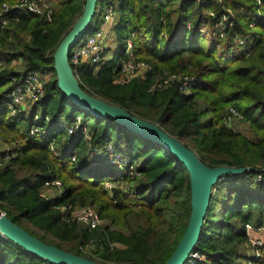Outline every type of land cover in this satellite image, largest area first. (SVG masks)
I'll list each match as a JSON object with an SVG mask.
<instances>
[{"label": "trees", "instance_id": "16d2710c", "mask_svg": "<svg viewBox=\"0 0 264 264\" xmlns=\"http://www.w3.org/2000/svg\"><path fill=\"white\" fill-rule=\"evenodd\" d=\"M83 3L61 0L47 20L46 13L0 14V107L12 81L31 71L46 76L44 94L32 108L39 120L34 113L25 118L0 110V132L12 136L4 139L10 142L8 151L0 153V212L27 235L59 250L52 241L77 238L83 258L96 264H163L188 223L189 173L162 146L111 117L89 115L59 91L53 54ZM106 5L117 16L111 28L116 48L96 66L73 69L80 90L156 126L209 169L264 167V0H96L91 22L100 21ZM222 16L226 20L217 28ZM128 58L151 69L119 84V65ZM17 59L20 72L9 66ZM183 76L194 80L188 94L178 89ZM230 110L239 118L233 119ZM76 117L88 140L80 131L67 135L58 124H71ZM232 120L245 124L250 136L234 131ZM34 128L38 133H31ZM106 142L116 150L123 147L138 173L132 180L89 166L87 150ZM253 177L251 172L211 186L193 247L205 264L248 260L245 226L256 229L264 222V178L254 184ZM48 179L61 183L56 201L41 196ZM104 182L122 184L108 193ZM126 188L134 200L125 196ZM62 205L91 208L103 223L95 230L80 228L52 208ZM0 264L51 263L0 238ZM251 264H264V244Z\"/></svg>", "mask_w": 264, "mask_h": 264}, {"label": "water", "instance_id": "95a60500", "mask_svg": "<svg viewBox=\"0 0 264 264\" xmlns=\"http://www.w3.org/2000/svg\"><path fill=\"white\" fill-rule=\"evenodd\" d=\"M95 1L96 0H84L81 15L75 19L54 51L52 59L57 87L59 91L80 110L87 112L93 117H111L127 131L162 146L185 166L190 178V216L183 236L179 240L171 256L163 263L183 264L187 255L193 250L196 242L202 218L206 210L211 186L217 182L222 175H238L249 171L243 168L209 169L198 161L194 153L156 126L132 117L120 107L90 97L80 90L73 76V72L67 64V56L70 48L83 37L86 28L88 31L89 27L94 22H91V19L95 13ZM249 170L250 172L253 171L252 169ZM0 235L4 237L6 241L19 247L23 251L31 253L37 258L46 260L51 264H96L46 245L36 238L27 235L7 220L1 212Z\"/></svg>", "mask_w": 264, "mask_h": 264}, {"label": "built area", "instance_id": "2783aa9c", "mask_svg": "<svg viewBox=\"0 0 264 264\" xmlns=\"http://www.w3.org/2000/svg\"><path fill=\"white\" fill-rule=\"evenodd\" d=\"M103 1V0H100ZM17 5L20 8H23L22 11L33 14V15H44L46 13V20L49 19V9H42L40 8L37 0H18ZM8 10V7L2 5L1 11L5 13ZM115 12L113 11L111 6L106 5L104 6L101 19L100 21L93 22L89 27L88 31L83 35V37L73 45L67 56V64L70 67L71 71L76 69L81 64H87L89 66H96L101 63L102 60V52H103V45H104V38L106 34V30H110L115 21ZM226 18L224 16L221 17V20L217 24V28H221L222 22H225ZM96 21V20H95ZM230 26V24H228ZM96 27V28H95ZM95 28V29H94ZM219 38H222V33L218 34ZM235 41L238 46L242 45V41L235 38ZM129 42L127 41V48H129ZM84 62V63H82ZM2 63L0 61V67ZM150 65L141 60H134L128 58L123 60L119 65V71L117 75L116 82L119 84H125L128 81L137 77L139 72L149 71ZM37 72H27L20 78V81L16 84L10 83L8 93L5 95L6 99L4 103L0 107V110L6 111L10 116H13L17 113H20L21 107L26 104H34L36 103L44 94V86L43 81H41L37 74ZM166 83V81L164 82ZM194 83L193 78L188 76L181 77L179 82V91L184 94H188L192 84ZM231 117L233 119H238L239 117L236 113L232 110L229 111ZM238 121V120H237ZM230 124V121H228ZM67 135H73L76 132L80 131L83 135L85 140H88V134L86 131L81 128V123L79 117H76L74 121L64 127ZM32 134L38 133V129L34 128L31 131ZM88 137V138H87ZM1 142V137H0ZM4 144V143H3ZM114 148V147H113ZM109 143H106V146L103 149V157H106L107 163L109 167H111L115 172L119 173L118 175L132 180L134 176H137L136 170L134 166L131 164L130 160L124 156V153L113 149ZM50 152L54 155L53 147H49ZM6 149L4 152H7ZM7 154L5 158H7ZM75 159V155L70 156L71 162ZM249 172L243 174H250L254 172V177L252 179L253 183H260L261 180L264 178V167L260 169H256L251 171L248 168H243ZM238 175L226 174L222 175L218 180V182H230L234 179H237ZM122 183H119V185ZM44 188H55L58 189L59 181L54 179H48L44 182ZM115 183L112 182H104L103 189L110 193L112 189L116 188ZM124 194L131 200H134L133 193H131L130 189H124ZM41 196H43L41 194ZM53 209L59 211L61 214L67 215L69 220L85 227L87 230H95L98 229L102 225V221L100 220L97 213L92 210L91 208H71L70 206H57L52 207ZM258 233V236H250L249 233ZM262 235L264 236V227L251 229L248 225L245 226V236L247 238L248 247L250 249V261H247L246 264H251L253 259L259 256V250L264 244V237L262 239ZM0 238L6 240L4 237L0 235ZM204 256L192 250L188 255L183 264H198L200 261H203Z\"/></svg>", "mask_w": 264, "mask_h": 264}, {"label": "rangeland", "instance_id": "374dc122", "mask_svg": "<svg viewBox=\"0 0 264 264\" xmlns=\"http://www.w3.org/2000/svg\"><path fill=\"white\" fill-rule=\"evenodd\" d=\"M6 1H8V2H6ZM6 1H4V2H2L1 3V5H0V14L1 13H3L2 11H1V8H2V5H5L6 7H8V10L7 11H9V10H11V11H14V12H18V13H26V12H24V11H22V9L23 8H20L18 5H17V1L18 0H6ZM45 0H37V2H38V4H39V6H40V8H42V9H52V3H51V5H49V4H47V2H44ZM6 11V12H7ZM116 23V22H115ZM115 23H114V25H115ZM111 29L110 30H106V34H105V38H104V41L106 40V39H108L109 40V44H110V46H111V48H114V40H113V35L111 34ZM140 36V35H139ZM128 40V39H127ZM128 42H129V46L131 45V41L130 40H128ZM205 45V44H204ZM107 46L108 45H106L105 46V48H104V50H103V52H102V60H101V63L103 62V61H106L107 59H109V56L111 55L110 53H111V49H109L108 48V50L106 49L107 48ZM126 46H127V42H126ZM129 49V48H128ZM114 51V50H113ZM1 61V60H0ZM1 63H2V61H1ZM2 66H3V63H2ZM17 68H20L19 66H17ZM118 71H119V68H118ZM143 73L144 72H139L138 74H137V77H139V76H142L143 75ZM37 74V76H38V78L41 80V81H44L45 79H46V76L45 77H42V76H40L39 75V73L37 72L36 73ZM117 79V78H116ZM192 88V87H191ZM190 88V89H191ZM34 105L33 104H30V108H29V110L31 109V110H33L32 108H34L33 107ZM34 109H37V108H34ZM37 114V120H39V113H38V111H35ZM29 118V117H28ZM230 127L235 131H239L240 133H242V134H244L245 136H250V133H249V129H248V127L245 125V124H242V123H240V121H237V120H232V121H230ZM0 137H1V142H0V144H3L4 143V139L5 138H7L8 140H10V139H12V136L11 135H4V133L1 131L0 132ZM88 137H90V136H88ZM87 137V138H88ZM109 144H110V146L113 148V146H112V143H110V142H108ZM4 146H6V149H9V146H10V142L8 143L7 142V144H4ZM106 146V144H104L102 147H100V148H93V147H90L88 150H87V153H86V157H87V161H88V164H89V166L91 167V168H94V169H96V171L98 172V173H100V174H112V176H117L119 173H117V172H115L111 167H109V164L107 163L108 161H107V159H106V157H103V154H104V152H103V149H104V147ZM123 147H118V151H120V152H122V153H124V150H121ZM114 149V148H113ZM53 150H54V153L56 152L55 151V148L53 147ZM71 156V155H70ZM70 156H69V160H70ZM74 161H75V159H74ZM73 161V162H74ZM70 162H71V160H70ZM137 163H138V161H137ZM139 164V163H138ZM120 176H121V174H120ZM57 181H59V180H57ZM103 187V186H102ZM49 189H52V191L53 192H51V193H54V192H57V193H61V183H60V181H59V187H58V189H55V188H49ZM42 191V190H41ZM45 192V191H44ZM42 194H43V192H42ZM78 227H80V228H82L83 226H81V225H79V224H76ZM262 239H263V235H262ZM53 243L52 244H54V245H59V247H60V249L62 250V251H66V252H68L69 254H72V255H74L75 256V254L76 255H79L78 257H81V258H83V257H86V256H84V255H82V253L79 251V249H78V246H79V240L77 239V238H74V239H72V240H70V241H60V242H58L57 240H54V241H52ZM85 259V258H84ZM249 259H251V257H249ZM248 261H250V260H248Z\"/></svg>", "mask_w": 264, "mask_h": 264}, {"label": "crops", "instance_id": "0c3cea01", "mask_svg": "<svg viewBox=\"0 0 264 264\" xmlns=\"http://www.w3.org/2000/svg\"><path fill=\"white\" fill-rule=\"evenodd\" d=\"M61 0H45L44 2H47V4H49V5H51V3H52V8H56L57 7V4H58V2H60ZM116 18H115V21H114V23L116 22V19H117V16H115ZM114 25V24H113ZM111 32V31H110ZM112 34V33H111ZM113 35V34H112ZM113 40H114V48H111V46H110V44H109V40L108 39H106L105 41H104V45H103V50H104V48H105V46L106 45H108L107 46V50H108V48L109 49H111V55L109 56V59H110V57L113 55V50L116 48V40H115V37L113 36ZM108 60V59H107ZM82 63H84V62H82ZM85 65H87V64H81L80 66H85ZM11 68H13L15 71H17V72H20L21 70H22V62H21V60L20 59H17V60H12L11 61V63H10V65H9ZM17 66H19L20 68H17ZM79 66V67H80ZM29 108H30V104H26V105H24L23 107H21V109H20V115H22V116H24L25 118H28L29 116H31V114L32 113H34L32 116L34 117H37V113L35 112V110L33 109V110H29ZM36 120H37V118H36ZM58 124H59V126H60V128L62 127L63 129H65L64 127H66V126H68V125H70V124H65V123H63V121H60V122H58ZM81 133V132H80ZM70 136V135H69ZM83 139H84V137H83ZM106 143H108V142H106ZM105 143V144H106ZM6 150V146H4V144H0V153L1 152H4ZM54 155H56V153H54ZM111 176H112V174H111ZM253 182V181H252ZM254 184H257V183H254ZM42 191H41V194H42V192H43V199L46 201V202H52V201H56V200H58L59 199V197H60V192L59 193H57V192H54V193H51V192H53L52 191V189H47V188H42L41 189ZM45 191V192H44ZM249 226V225H248ZM251 229H254L255 230V228H253V227H251V226H249ZM262 227H264V222H263V224H262V226L261 227H258V228H262ZM257 229V228H256ZM250 234V236H252V237H254V236H258L259 234L258 233H254V232H252V233H249ZM264 237V236H263ZM250 257V256H249ZM249 257H248V260H250L249 259ZM248 260H246V261H241V262H239V264H246V262L248 261ZM198 264H205V256H204V259H203V261H200V263H198Z\"/></svg>", "mask_w": 264, "mask_h": 264}]
</instances>
